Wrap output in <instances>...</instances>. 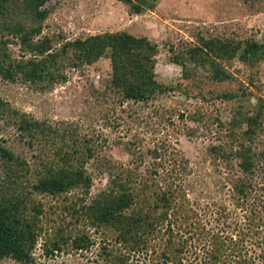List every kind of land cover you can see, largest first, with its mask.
I'll return each mask as SVG.
<instances>
[{
  "label": "trees",
  "instance_id": "trees-1",
  "mask_svg": "<svg viewBox=\"0 0 264 264\" xmlns=\"http://www.w3.org/2000/svg\"><path fill=\"white\" fill-rule=\"evenodd\" d=\"M49 1L0 0V80L19 79L33 92L47 93L67 82L69 69L106 58V90L120 102L146 104L171 93L232 104L229 120L212 119L225 138L209 146L208 154L227 172L231 204L242 216L232 222L225 213L222 222L204 223L181 184L187 162L180 153L167 155L162 144L148 152L153 163L143 172L139 165L108 164L106 188L88 197L86 166L101 148L97 138L73 123L35 119L0 98V128L13 129L32 153L27 160L0 142V260L39 264L33 252L41 237L44 258L63 249L88 251L92 241L85 228L91 227L118 247L101 248L106 264H129L130 255L139 254L158 264L264 263V148L257 146L264 135V91L253 79L249 85L256 92L249 91L224 66L238 60L257 70L264 63V41L198 32L168 47V61L181 69V77L164 85L155 72L159 46L148 37L104 31L66 41L61 33L42 34ZM117 1L135 15L155 8L154 0ZM10 47L19 49V59ZM164 115L183 119L173 108ZM189 119L206 123L209 114L197 110ZM247 244L259 255H249Z\"/></svg>",
  "mask_w": 264,
  "mask_h": 264
},
{
  "label": "rangeland",
  "instance_id": "rangeland-1",
  "mask_svg": "<svg viewBox=\"0 0 264 264\" xmlns=\"http://www.w3.org/2000/svg\"><path fill=\"white\" fill-rule=\"evenodd\" d=\"M154 3V10L135 15L117 0H50L44 7L50 10V15L42 34L61 33L66 41L104 31H127L148 37L159 46L155 72L157 81L164 85H174L181 77V69L168 61V47L190 41L198 32L264 41V0H154ZM10 49L14 57H21L18 48ZM224 66L249 91L256 92L249 85L251 79L264 91V63L257 70L247 68L238 60ZM66 75V83L42 94L33 92L19 79L15 83L0 80V98L35 119L51 125L73 123L82 134L97 138L101 148L95 160L86 166L92 182L88 197L106 188L108 164L139 165L143 172L153 163L148 152L162 144L167 155L180 153L187 162L181 184L204 223L212 226L215 221L222 222L225 213L232 222L240 220L242 212L233 208L230 188L225 182L227 172L208 154L209 146L225 138V132L218 131L212 119L229 120L232 104L185 99L171 93L159 95L146 104L120 102L106 90L110 82V64L106 58L92 66L69 69ZM251 102L254 103L253 98ZM169 108L183 114V119L174 116L169 120L167 115L163 116ZM197 110L209 114L206 123L189 119ZM0 129V142L15 154L31 160L32 153L19 141L14 130ZM258 145L264 148V135ZM262 203L258 201L257 205L262 206ZM43 228L48 226L43 223ZM85 233L92 241L88 251L63 249L44 258L41 248L44 237H41L33 257L39 264H106L101 248L116 245L109 239L107 242L101 240L94 228L86 227ZM247 246L249 255H259L256 246ZM128 263L158 264L145 254L130 255ZM0 264L19 263L5 259L0 260Z\"/></svg>",
  "mask_w": 264,
  "mask_h": 264
}]
</instances>
